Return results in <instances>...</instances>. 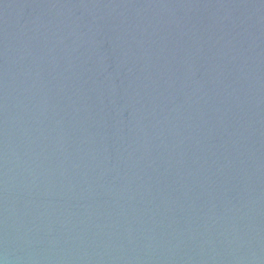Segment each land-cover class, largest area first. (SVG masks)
<instances>
[{
    "label": "water",
    "instance_id": "water-1",
    "mask_svg": "<svg viewBox=\"0 0 264 264\" xmlns=\"http://www.w3.org/2000/svg\"><path fill=\"white\" fill-rule=\"evenodd\" d=\"M0 264H264V0H0Z\"/></svg>",
    "mask_w": 264,
    "mask_h": 264
}]
</instances>
